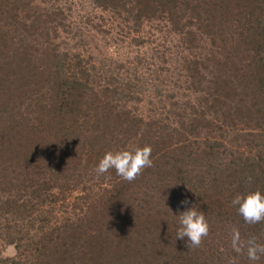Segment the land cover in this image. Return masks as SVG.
<instances>
[{
	"label": "trees",
	"instance_id": "1",
	"mask_svg": "<svg viewBox=\"0 0 264 264\" xmlns=\"http://www.w3.org/2000/svg\"><path fill=\"white\" fill-rule=\"evenodd\" d=\"M158 22L191 45L182 83L194 101L169 93L171 110L157 100L143 115L160 90L141 56L110 63L94 49L106 28L137 43ZM144 146L153 164L134 181L97 176L106 152ZM256 190L264 0H0V245L15 251L0 264H251L232 231L264 244V222L245 223L231 200ZM192 205L209 224L199 247L176 239Z\"/></svg>",
	"mask_w": 264,
	"mask_h": 264
},
{
	"label": "rangeland",
	"instance_id": "2",
	"mask_svg": "<svg viewBox=\"0 0 264 264\" xmlns=\"http://www.w3.org/2000/svg\"><path fill=\"white\" fill-rule=\"evenodd\" d=\"M88 27L89 25H86L73 32L82 31L84 35H86L90 33ZM125 28L126 29H122L121 31L114 27L111 29L106 28L105 33L99 36V45L98 48L96 47L97 49H94V52L100 50L101 53L105 55L100 57V59H105L110 63L116 60H125V58L131 59L135 57L137 53L141 56L145 63V66H142L141 69L145 70L139 71L145 73L146 78H152L151 83L154 82L157 85V90H160L157 96L155 94L156 103L155 99L145 100V102L151 101L153 105L147 106L146 103L143 104L144 106L140 107L141 114L148 115L150 110L153 109V106L161 107V105H157V100H162V107L171 110V103H169L165 97L169 93L174 96L173 102L178 100L182 105L187 104L188 106L192 104L194 95L192 96L188 92L184 93L181 59V56L189 54L188 50H190L191 45L184 44L178 35L170 31L169 26L161 24L160 22L152 23L150 26H144L143 29L140 30V37L142 38H139L137 43L133 42L127 35L128 30L132 32L133 29H128L127 26ZM159 69H161V74L157 77L154 73L158 74L157 70ZM156 77L157 82L154 81ZM153 92H155V90H153L151 94ZM0 246L1 257L6 258L14 256L15 251L12 246Z\"/></svg>",
	"mask_w": 264,
	"mask_h": 264
},
{
	"label": "clouds",
	"instance_id": "3",
	"mask_svg": "<svg viewBox=\"0 0 264 264\" xmlns=\"http://www.w3.org/2000/svg\"><path fill=\"white\" fill-rule=\"evenodd\" d=\"M151 147H135L132 149L109 151L100 159L95 172L97 176L115 170L117 176L123 180L132 182L142 170L152 167ZM251 182V177L246 178ZM188 200L181 201L182 206H188ZM231 204L236 207L238 214L247 224H259L264 222V192L260 190L237 193L233 196ZM179 226L176 231V239L185 240L187 247H199L202 239L209 234V224L204 212L195 205L186 207V210L178 215ZM231 245L235 253L240 254L246 251V256L251 264L264 257V244L257 242L255 237L249 238L246 242L241 240L238 229H233ZM229 264H236V259L231 258Z\"/></svg>",
	"mask_w": 264,
	"mask_h": 264
}]
</instances>
